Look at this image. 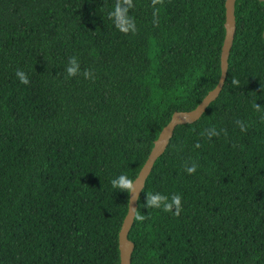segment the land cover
Masks as SVG:
<instances>
[{
	"label": "trees",
	"instance_id": "16d2710c",
	"mask_svg": "<svg viewBox=\"0 0 264 264\" xmlns=\"http://www.w3.org/2000/svg\"><path fill=\"white\" fill-rule=\"evenodd\" d=\"M225 2L0 0V264H120L130 193L111 181L134 182L173 114L217 86ZM235 16L222 92L146 181L131 264H264V3ZM155 193L179 215L148 207Z\"/></svg>",
	"mask_w": 264,
	"mask_h": 264
},
{
	"label": "water",
	"instance_id": "95a60500",
	"mask_svg": "<svg viewBox=\"0 0 264 264\" xmlns=\"http://www.w3.org/2000/svg\"><path fill=\"white\" fill-rule=\"evenodd\" d=\"M264 3V0H259ZM237 0H226L225 2V38L221 50L220 69L221 76L215 89L210 91L208 95L202 100V102L192 111L189 112H175L166 127L161 131L158 139L154 142V147L141 169L138 177L134 181L133 190L129 194L128 213L122 224L119 233V252H120V264H131L132 256L135 250L134 243L129 240V233L134 225L136 213L138 210V201L145 188L146 181L153 171L155 163L162 157L173 138L174 131L178 126L193 124L197 122L205 113L207 108L215 102L225 85L228 68L229 57L233 47L235 33L237 29L236 25V8ZM264 36V34H263Z\"/></svg>",
	"mask_w": 264,
	"mask_h": 264
},
{
	"label": "clouds",
	"instance_id": "9594fccd",
	"mask_svg": "<svg viewBox=\"0 0 264 264\" xmlns=\"http://www.w3.org/2000/svg\"><path fill=\"white\" fill-rule=\"evenodd\" d=\"M117 14H119V10H117ZM122 30H126V29L122 28ZM65 71L68 77H74L79 74L80 65L75 56L69 59L68 66L66 67ZM83 75L86 79H89L92 76V74L88 71H85ZM15 76L21 84L27 85L29 83L28 76L26 75L25 72L21 70H16ZM232 84L234 86H238L239 82L233 79ZM254 107L256 108V110L258 111L260 110V106H258L257 104H255ZM237 124L240 126V130L242 132L246 131V128L242 122L237 121ZM207 134L209 135V137L218 135V133L214 129L208 131ZM196 170H197V166L194 163L192 164L191 167L185 168V171L189 175L195 173ZM111 185L113 189H117L120 192L130 193L133 190L134 182L133 180L129 179L127 176L120 175L111 181ZM146 204L148 207L162 209L164 212H173L174 209L173 212L174 215H179L181 211V197L179 195H172L169 198L168 196L162 195L160 193L149 194L146 198ZM135 218L139 221H143L145 219V216L137 215Z\"/></svg>",
	"mask_w": 264,
	"mask_h": 264
}]
</instances>
